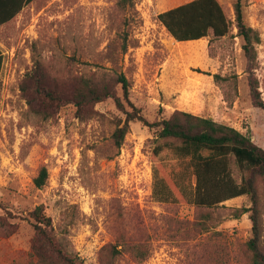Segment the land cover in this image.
Here are the masks:
<instances>
[{
    "label": "rangeland",
    "instance_id": "1",
    "mask_svg": "<svg viewBox=\"0 0 264 264\" xmlns=\"http://www.w3.org/2000/svg\"><path fill=\"white\" fill-rule=\"evenodd\" d=\"M188 1L35 0L0 25V264H43L28 219L40 205L67 253L84 264L107 263L102 250L122 240L129 247L112 264H251L249 195L196 205L189 159L168 148L153 155L156 127L131 123L117 148L124 114L112 99L80 116L71 104H41L31 91L36 61L65 86L81 75L115 85L125 74L150 122L181 110L234 127L264 149V109L252 91L257 86L264 101V0H242L245 22L260 35L251 55L236 0H219L233 23L227 35L174 39L158 15ZM230 166L240 184L247 173L233 156ZM43 167L49 177L38 188ZM255 179L264 249V176ZM134 244L146 246V260L136 261ZM46 255L45 264L56 262Z\"/></svg>",
    "mask_w": 264,
    "mask_h": 264
},
{
    "label": "trees",
    "instance_id": "2",
    "mask_svg": "<svg viewBox=\"0 0 264 264\" xmlns=\"http://www.w3.org/2000/svg\"><path fill=\"white\" fill-rule=\"evenodd\" d=\"M35 0H0V25L12 21L25 6ZM236 26L238 34L243 39V49L251 55L256 44L260 42L259 32L248 25L244 19L242 0L235 2ZM158 19L179 42L199 40L213 35H227L233 25L219 0H191L159 13ZM4 57L0 51V70ZM31 91L41 104L61 107L71 104L76 107L81 116L88 108L97 103L112 99L124 118L119 119L113 137L117 148H121L131 123L140 121L157 128L158 144L153 150L157 157L165 149H170L179 158H188L196 176L194 202L196 205L214 207L237 196L249 195L253 206L245 208L252 222L251 236L247 241L251 264H264V249L261 247L262 229L256 196V175L264 176V149L252 139L224 123H219L210 117H202L189 112L177 110L170 117L159 116L150 122L131 98L130 81L125 74H119L115 85H110L106 79L81 75L72 78L67 86L54 80L49 75L41 61L28 75ZM256 106L264 109V101L259 96L257 86L252 88ZM235 158L240 168L247 174L238 184L232 177L231 158ZM49 172L43 167L34 179L36 187L45 186ZM168 199V196H160ZM3 219V217H0ZM28 219L35 228L34 247L45 264L49 259L46 254L56 256L54 264H84L75 255L67 253L65 244L53 233V222L42 205L28 213ZM122 246V248H119ZM128 244H114L105 247L102 252L109 251L112 264L116 256L127 250ZM134 258L138 262L147 259L146 246L134 244L130 246Z\"/></svg>",
    "mask_w": 264,
    "mask_h": 264
},
{
    "label": "built area",
    "instance_id": "3",
    "mask_svg": "<svg viewBox=\"0 0 264 264\" xmlns=\"http://www.w3.org/2000/svg\"><path fill=\"white\" fill-rule=\"evenodd\" d=\"M244 122H246V120H244Z\"/></svg>",
    "mask_w": 264,
    "mask_h": 264
}]
</instances>
